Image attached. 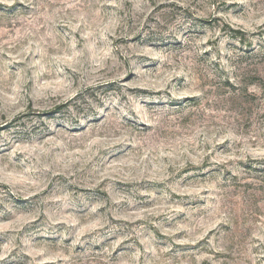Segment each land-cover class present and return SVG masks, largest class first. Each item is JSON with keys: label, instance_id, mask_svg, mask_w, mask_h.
<instances>
[{"label": "rangeland", "instance_id": "1", "mask_svg": "<svg viewBox=\"0 0 264 264\" xmlns=\"http://www.w3.org/2000/svg\"><path fill=\"white\" fill-rule=\"evenodd\" d=\"M0 264H264V0H0Z\"/></svg>", "mask_w": 264, "mask_h": 264}]
</instances>
